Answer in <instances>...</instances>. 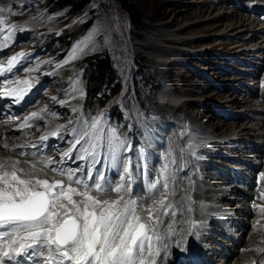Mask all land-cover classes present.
Returning a JSON list of instances; mask_svg holds the SVG:
<instances>
[{
  "label": "rangeland",
  "instance_id": "obj_1",
  "mask_svg": "<svg viewBox=\"0 0 264 264\" xmlns=\"http://www.w3.org/2000/svg\"><path fill=\"white\" fill-rule=\"evenodd\" d=\"M8 1L0 0V8H11L13 11H5L4 14L0 15V19L6 21L5 24L0 25L1 30L8 27L11 22L10 28L6 32L1 31L0 33L1 44L5 34L10 33V29H16L15 26L18 29L13 33L14 38L21 37L20 35L25 32H27V35H22L25 38L17 41L16 45L8 44V49L0 54L1 64H8L13 56H17V59H19L21 53H23L24 58L28 59V63L13 64L11 69L7 71L6 76L1 77V79L10 77L11 80H15L19 71H34L35 74L40 75L39 87L36 89L38 95L40 93V97L36 101L41 104L33 106V108L40 107L42 113L46 116L49 114L48 119L45 118L47 123L50 121L47 125L48 131L52 126L58 128L61 126L60 123H64V130L70 133L74 131V140L76 138L75 134L79 133L80 126L83 127L86 123V128L98 120L101 144L96 150L97 156H100V154L105 156L107 150L112 154L113 148L125 145L130 141L134 145L133 159L140 160L142 156L146 158L149 147H151L150 151L159 152L161 160L164 157L168 164L169 174L174 173L179 179L187 178L188 174L185 170L179 169L181 174L178 176L177 172L173 170L175 168L174 164L176 166L181 164V155L176 146L169 145L168 141V139L172 140L174 137L176 140V132L179 126H181V134L178 141L184 146L185 144L181 139L183 132V137L191 145L196 136H207L208 139H222L226 136L229 139L235 135L234 133L242 130V127L248 132L255 124H258L257 128L252 129L250 132L261 133L260 140L263 139L264 142V114H261L264 104L257 99L258 96H262V100L264 99L263 87L257 84V80L264 74V48L259 49L257 46H264V38L258 34L257 38L251 39V34L248 32H246L247 35L242 33V38H239L236 34H238L240 25L235 24L233 21L241 19L242 21L245 20L246 23H250L255 19L257 20L258 14L251 12L253 11L252 7H247L248 1L237 0L235 1L237 8H234L229 2L218 0H132L136 3L139 12L144 15L141 28L130 26L127 14L120 9L114 0H88L76 13L71 12L67 5L57 4V1L49 5H47V0ZM260 1L262 3L264 0ZM203 9L210 11L198 13L193 19L179 22L177 20L176 25L173 27L160 29L162 25L172 22L174 18L179 19L181 16H185L187 10L193 12ZM235 10L236 14L230 16L231 11ZM15 11L16 14H13ZM222 14L227 17L214 19ZM30 22L32 23L30 24ZM233 23L235 25L231 27ZM87 25L88 27L85 28ZM214 26L217 27L212 28ZM184 27L188 28L181 33L174 32ZM262 27H264V23ZM70 32L78 34V37L68 49H64V44L58 37L61 34ZM162 37L183 41V43L162 42ZM228 43H234L235 46ZM14 46L18 47V51L15 53L12 51ZM161 47L190 55L189 57L166 55L164 54L165 49ZM244 48L249 51L247 57L240 55L242 52L240 49L243 50ZM96 52L108 54L121 89L117 96L107 95L106 98H103V100H107L106 104L103 106L95 105L88 117L89 112L84 113L79 108L83 98L80 87L81 70H77L73 65L64 66L52 73H50V70L52 66L55 68L61 64L60 54H63L61 58L65 57L63 64L79 59L85 54ZM169 62L176 63L171 67H167L168 69L166 68L169 73H159L157 69L153 68L156 63L168 64ZM257 68H260L258 72H256ZM250 73H253V75ZM217 75L220 79L217 78ZM182 76L188 78L187 83H184ZM168 77L172 80H169ZM68 82L70 83L69 86H67ZM196 87L199 92L197 94L191 93L190 91ZM227 87L230 89H227ZM188 91L191 95L187 94ZM217 93L226 98L223 100L215 99ZM214 94L216 95L214 96ZM235 97L237 101L241 102L238 105L239 107L231 106V101ZM186 103L192 105H186ZM115 105L119 106L122 112V116L117 120L109 116ZM207 106L210 107L209 111L206 109ZM181 108H184V111H175L179 112L176 114H184L191 119L202 115L197 123L200 129L188 127L189 124L184 123V125L170 117L169 110ZM258 109H262V111L259 112ZM212 112L217 114L213 123L222 122L221 119L223 118L219 115L223 117L224 115L236 117L241 113L244 115L240 117L239 121L232 118L231 120L228 119L225 128H228L229 131H227V134L221 135L211 132V126L207 122L205 123ZM237 123H239L238 125L241 124L242 127L234 129ZM123 125L125 128L122 127ZM112 132H115L116 139L111 140V146H109L108 138L111 137ZM59 134L64 135L62 132ZM188 135H190V140L187 138ZM256 136H244L243 139L246 143L247 141L253 142L254 139L259 137ZM13 137L11 136V138ZM155 139L158 145H160V140H163V146L158 147ZM225 141L223 140V142ZM224 145L229 147L227 144ZM224 145L213 147L226 150V147L223 148ZM234 146L241 148L243 144L239 145L238 142L234 143ZM191 149H193V145L190 146L189 153ZM213 151L215 150L213 149ZM213 156L209 158L212 161L205 162L206 165L208 163L214 165L215 168L210 167V172L217 170V173L232 177L233 173L228 172L221 165L223 160ZM225 163L228 164L227 161ZM200 173L197 171L199 180L202 178ZM214 175L217 176L218 174ZM239 178L245 181L246 184H250L248 180ZM173 183L172 180V186L175 184ZM209 183L211 184V181ZM205 186L209 185L205 184ZM177 187L178 184L172 188L170 197L166 201L165 210L172 205L180 208L185 205V209L189 208L190 200L187 196L182 198L184 199L182 206H178L176 201L173 200V191ZM153 206L162 207L161 204L157 203H153ZM58 209L59 207L56 211H61V209ZM198 209V213L204 211V209ZM261 209L264 210V202ZM259 215L264 219V212ZM173 218L170 217L171 220ZM253 226H256V231L262 229L261 224ZM263 232V230L257 232L256 237L263 236V234H260ZM26 235L24 233V236ZM249 235L245 236L246 240L250 239ZM241 246L244 247L245 244L241 243ZM235 248L233 252L237 250ZM241 251L238 253H241ZM248 252H242L241 254H245V257L248 256L247 258L251 259L249 257L251 251ZM235 254V260L237 261L240 254L239 256L237 253ZM248 262H245V264H248Z\"/></svg>",
  "mask_w": 264,
  "mask_h": 264
},
{
  "label": "bare ground",
  "instance_id": "obj_2",
  "mask_svg": "<svg viewBox=\"0 0 264 264\" xmlns=\"http://www.w3.org/2000/svg\"><path fill=\"white\" fill-rule=\"evenodd\" d=\"M11 1L12 0H9L8 2H11ZM218 1L229 2L230 4H232V6H234V8L237 6V5H235V1H237V0H218ZM244 1H248V4H247L248 8L250 6H252L253 9L255 8V10H256V8L264 6V1H262V5H260V2H261L260 0H244ZM244 8H246V6H244ZM12 9H13V7H12ZM203 10H197V11H193V12L187 10L185 16H181L179 19L174 18L172 20V22L162 25L160 29L173 27L174 25H176L177 20L179 22L181 20H186V19H191V18L193 19L197 16L198 13L201 14V13H205V12L210 11V10H204V11ZM255 10H253V11H255ZM246 11H247V9H246ZM14 13H16V11ZM1 14H4V12L3 13L0 12V15ZM233 14H236V10L231 11L230 16H232ZM16 16H19V15H16ZM220 17L226 18L227 16L222 14V15L217 16L214 19H219ZM259 20L260 19L257 18V20L255 19L250 23L247 20L246 21L248 23H246L245 20L242 21L241 19L233 20L235 24L237 23L240 25V28L238 30V34H236V36H238L239 38H242L241 34L245 33L247 35L246 32H248L249 34H251L250 35L251 39H253L254 37L257 38L258 34H260V36H262L264 38V27H262L264 22L259 21ZM31 23L32 22H30V24ZM234 23L231 24V27H233L235 25ZM10 26H11V22L9 23L8 27L4 28L3 30L0 29V33H1V31L6 32L10 28ZM217 26H219V25H217ZM217 26H214L212 28H215ZM188 27L177 29L174 32L175 33H178V32L181 33L182 31H184V29H186ZM15 28L18 29V27H16V26H15ZM16 29H13V30L10 29V33L5 34V38L3 39L2 44L0 42V52L1 53L4 52L8 48L9 43H10L9 45H16L17 41L25 38V36H22V35H24V34L27 35V32H25L22 35H20L21 37L18 36L19 38L18 37L14 38L13 33L15 32ZM161 39H162V42H166V43L180 42V41H176L173 39H168L166 37H162ZM231 42H232V40H231ZM180 43H183V41H181ZM228 44H230V43H228ZM233 44L234 43H231L230 45L235 46ZM17 46H14V49H12L13 53L18 51ZM258 47H259V49L264 48V46H257V48ZM161 48L165 49L164 54H166V55H172V56L174 55L177 57H179V56H182V57L188 56L189 57V55H190V54L188 55V54H185L182 52H177L175 50H172V49L166 48V47H161ZM240 50L242 51L240 53V55H243L246 57H247V55H249L248 54L249 51H246L245 48L243 50L242 49H240ZM204 54H207V53H204ZM18 62H23V63L27 64L28 59L24 58V55H22V57L19 58ZM173 64H176V63L175 62H169L168 64L156 63V64H154L153 68L157 69L159 73H169V70H166V68L171 67ZM259 70H260V68H257L256 72H258ZM256 72H254V74ZM219 75H217V78L220 79ZM263 78H264V74L262 75V77L259 80L261 81V79H263ZM168 79L172 80L170 77H168ZM182 79H184V83H187L188 78L182 76ZM226 84H229V83H226ZM201 88H203V87H201ZM227 89H230V88L227 87ZM190 92L197 94L199 91H198V88L196 87V88H194V90L192 89ZM190 92L188 91L187 94L191 95ZM215 95L216 94H214V96ZM27 97H29V96H27ZM39 97H40V93H39V95H38V93L35 94V97H33V99L31 100L32 103L30 105L25 106V108H24V110L26 112H32V115H31L29 121H27V124L13 129V128L7 127L8 125L13 123V119L9 114H4V116L2 118H0V174H2L4 172L12 173L13 171H15L18 179H20V180H32V181L38 180V178H40L42 176L47 177L49 179L53 178V177H60L63 180L65 178V180H64L65 188H67L69 185L71 187H75V186H72V180H74L75 177L72 176V180H69L68 174L66 172H64V170L56 169V167H58L60 164H64L67 167H70L72 169H79V167L81 165V161H85L86 159L80 158L83 155V153H82V151L80 152V150L78 148H76V150L70 151L68 153V155H64L63 153H57L59 147L70 142V133L68 134L67 131L63 129L64 123H60V125L62 127L59 126L57 128L55 126H52V128L48 131L47 125L49 124L50 121L47 123L45 118L49 117V114H47V116L45 114L41 115V113L39 112L40 107L39 108H37V107L33 108V106H37V105L39 106V104H41L39 101H36V99L39 100ZM225 98H226L225 96L220 95L218 93H217V96L215 97V99H217V100L218 99L223 100ZM25 101H28V103L30 102L29 100H25ZM239 103H241V102L237 101V98L235 97V99L231 101V106L237 107L239 105ZM189 104L186 103V105H189ZM186 105H185V107H186ZM190 105H192V104H190ZM209 108L210 107L207 106L206 109L209 111ZM48 109L50 110V108H48ZM179 110L184 111V108L176 109V110H172V111L169 110L170 117L174 118L179 123L189 124L190 126H188V127L200 129L199 126H197V123L199 122L198 120L201 118L202 115L198 116L196 118L194 117V119H191L184 114H182V115L176 114L179 112H175V111H179ZM33 113H35L36 115L33 116ZM214 113L213 112L211 114L209 113L210 114L209 118H207L205 120V123L207 122L211 126V128L213 129V130L211 129V132H214L215 134L216 133L221 134V135L227 134V131H229V129L225 128V127H227L226 121L228 119H230V117L228 115H226V117L219 115L220 117L223 118V119H221L223 123L222 122L221 123L220 122L219 123H213L214 118L217 117L216 116L217 114H214ZM261 114L262 115L264 114V109H263V112H261ZM243 115L244 114H242V113L240 115L238 114L236 117L233 116L232 119H237L239 121L240 117ZM238 124L239 123H237L235 125L234 129H236V128L239 129L242 127L241 124L240 125H238ZM257 126H258V124H255L253 126V128H251V130L252 129L254 130L255 128H257ZM180 128H181V126H179L178 131L176 132L177 133L176 140L174 137L172 140L168 139V141H169V145H175L176 146V148L179 150L180 155L182 156V157L180 156V163L181 164H179L178 166L181 167L182 169H185L189 173H188V177L185 179L183 178L181 180L177 177L175 178V182L178 184V187L174 189L173 200L176 201L178 206H180L181 204H184V203H182L184 200L182 198L184 196H187L190 200L189 208L184 209L185 205H183V208L176 207V205L175 206L172 205L167 209V212L164 215H162L160 213L159 215L153 217L151 220H149L148 218L147 219L144 218L142 215H139L138 212H136V215H135V216H138L140 218L139 220H144L147 223V226H148L147 235L149 237H151V231H150L149 227L153 224V222H155V229H156V232L159 236H160V234L162 235V233H164V234L169 233V236L166 238H163V240H161L158 248L152 252L153 258H157L158 261H161V262H167V264H171V262H172L171 260L176 262L177 258L170 255L172 253V251H170V250L168 251L166 249V247L163 245V243L168 241V239L170 238V235H173V238H175V241L173 242L172 246L174 245V243L175 244H183V242L185 240H187V238H189V236H188L189 233L192 234L193 228H191L190 223H191V220L193 218H195L196 216H198V214H199L197 211V208L204 209L203 212L202 211H200V212L202 214H204L205 218L212 217L213 216L212 213L214 212V210L212 209V205L215 201L212 200L211 196L213 195L215 197H219V199L217 200L218 203L222 202L224 199H226L225 203L224 202L223 203L227 204L228 200L226 198V194H224L222 192L227 190V189H232V187L230 186L231 181L224 176H221V177L218 176V177H215V179L219 178L221 180L220 187L222 189H223V187H222L223 182L229 183L227 189L222 190L220 187L218 188L217 184L216 185L213 184L212 187L206 188V189H203L201 187L202 184L200 182H198V180H197V178H198L196 176L197 171L201 170V172L203 174L205 173L206 178H208L209 180L210 179L212 180L211 175H213V174L221 175V174L217 173L216 172L217 170L215 172H210V167L215 168L214 165H212L211 163H208L206 165L205 162H201L199 164L197 159H195L188 152L191 145L183 137L184 132L181 135V139H182L183 143L185 144L186 148L183 144L179 143L178 139H179L180 134H181ZM182 128H183V126H182ZM184 128H185V126H184ZM241 129L242 130L234 133L235 135L229 139H227L226 136L223 137L222 139H220L219 141H215V139L212 138L213 141L210 143V145L211 146H220V145L228 144L230 146V145L234 144L235 142L242 141L244 136L252 135L255 137V135H257L256 137H258L261 135V133H258V132H254V131L250 132L251 130L246 132L247 130L243 129V127ZM61 132L64 135L59 134ZM244 132H246V133H244ZM210 134H212V133H210ZM242 135H244V136H242ZM11 136H14V137L11 138ZM223 140L224 141L226 140V141L223 142ZM43 144L46 145V149L44 152H40L39 147ZM199 152H200V154H203L208 158L215 155V154H212V152H210L209 149H205V150L200 149ZM47 155H52V158L50 159L51 163L49 166H47V167H45L43 165L42 166H35L36 164H38V162H42L41 160H43V159L41 157H45ZM221 158L222 159H228L227 156H221ZM117 159L118 158H116V160ZM210 161H212V160H210ZM28 162H32V163L29 164ZM35 169H37V170H35ZM76 173L77 172H74L73 175H75ZM116 174H117L116 172L111 174V178H114L116 176ZM8 184H12L13 186H15V181H13L10 176H9L7 181H0V188H6L8 186ZM77 186H79V187H77L75 189H77L80 192H84L88 188V187H84V186L80 187L79 183L77 184ZM34 189H36V188H34ZM58 191H59V189L57 190V192ZM210 192H213V193H210ZM219 192H221V193H219ZM87 193L89 195L95 197L96 199L100 200V201H103V200H108L109 202L119 201V204L116 206L117 209H119L121 207V205L123 204V199H118L117 195H114V197L108 196L104 191L93 190V191L87 192ZM67 194L68 193L66 192V195ZM209 194H212V195H209ZM74 199H76V200H74ZM73 200L81 205V209H83L84 203H88L89 209L94 208L98 212H100L102 210L98 207L92 206L90 204V202L85 201L82 196H75V197H73ZM205 202H207V204H205ZM60 204L67 205V201L62 199V201L57 204V207L54 209V211L57 210V208L59 207ZM68 207L72 212L75 211L74 209H71V205H68ZM107 207H108L107 205L104 206L105 209ZM58 210H60V207ZM172 212H174V218L171 220L167 216H168V213H172ZM238 212L242 213L240 215L242 221H238V223H237L236 220L234 219L233 223H234L235 227H237L239 225L240 227H243V228L247 229L248 231L250 230V235H249L250 239L244 243L245 246L243 248L244 249H246L247 247L251 248L250 250L248 249L245 252V253H249L248 251H251V253L249 254L250 255L249 257H251V259L247 258L248 256L245 257V254L240 253V257L237 261H235V264H245V262H248V261H249L248 262V264H249L252 260H256V262L260 261V260L264 259V232L260 233V234H263V236H261V237H256V234H258L257 232H259V231L262 232V230H264L263 229L264 228V222H261L262 221L261 220L260 222L257 223V225L261 224L262 229H258L256 231V226L251 227L250 226L251 222L248 221V215L250 214V212L247 214L244 210H242V211L236 210L235 211V213H238ZM152 216H154V214ZM254 216H256V215H254ZM254 216H253V218H254ZM128 219L131 220L132 217L128 216ZM42 243H43V241H38L37 244H42ZM241 243H242V237H241L240 244ZM240 244L238 246H240ZM238 246L237 247L235 246L237 248V250H238ZM15 248L17 250L23 249V248L18 247V246ZM180 249H184V248H182V247L178 248L177 253L179 252ZM237 250H235V251L239 252ZM29 251H31V250L29 249ZM46 251H48L47 248H46ZM216 256L218 257V259L222 258V257H219L218 254H216ZM10 257H18V255H9L8 258H10ZM229 258H230V254H228V256H226L224 258V260H222V261H225L224 264H230V260H228ZM216 261H218V260H216ZM67 263H68L67 261L64 262V264H67Z\"/></svg>",
  "mask_w": 264,
  "mask_h": 264
},
{
  "label": "snow or ice",
  "instance_id": "obj_3",
  "mask_svg": "<svg viewBox=\"0 0 264 264\" xmlns=\"http://www.w3.org/2000/svg\"><path fill=\"white\" fill-rule=\"evenodd\" d=\"M5 11L11 12V8H0V12ZM5 23L4 19H0V25ZM19 55L22 56L23 53ZM16 60L17 56H13L8 61V70ZM3 71L4 69L0 68V72ZM28 83L27 80L18 82L24 85ZM4 95L18 99L23 92L12 88ZM35 115L33 113V116ZM98 124L99 121L96 120L75 134L72 149L76 150L77 145L80 146L79 150L84 153L81 159L94 156L100 147ZM108 139L111 146V140L116 139L115 132H112ZM9 176L15 181V186L8 184L6 188H0V223L18 225L16 232H27L29 235L25 239L31 241L24 245L20 240H16L13 245L24 248L32 247L38 241H46L50 252L49 260L53 261V264H64L65 261L69 264H148L144 252L148 242V255H152L151 237L147 235L146 225L138 223L140 218L134 215V209H130V204H134V201L126 203L123 210H118L116 206L119 201H100L70 185L65 188L61 182L20 180L15 171L0 174V181H7ZM68 179L72 180L71 173L68 174ZM75 182L80 183L78 180ZM95 187L98 191L101 190L100 185ZM164 187L167 188V185ZM34 188H43V191ZM115 191L120 193L121 188H116ZM74 195L82 196L92 206L102 210L89 211L88 203H84L81 209V205L73 200ZM61 199L66 200L67 205L60 204L61 211H54ZM160 204L163 206L164 201ZM68 205L75 210L74 213ZM105 205L108 206L106 209ZM129 211L133 213L131 220L128 219ZM15 250L14 246H10V251ZM3 255L8 257L9 251H5Z\"/></svg>",
  "mask_w": 264,
  "mask_h": 264
},
{
  "label": "trees",
  "instance_id": "obj_4",
  "mask_svg": "<svg viewBox=\"0 0 264 264\" xmlns=\"http://www.w3.org/2000/svg\"><path fill=\"white\" fill-rule=\"evenodd\" d=\"M67 5L69 10L73 13L79 11L88 0H47V5L50 3ZM122 11L127 14L128 22L132 28H141L143 25L144 15L139 12L136 3L132 0H114ZM85 26V28H87ZM78 34L70 32L61 34L58 39L63 42L64 49L77 39ZM73 65L77 70H81L80 87L83 93V98L80 104V109L84 112H89L95 105L103 106L107 100H103L107 95L117 96L120 92V84L116 79L115 70L112 62L105 52H96L85 54L79 59L59 67ZM141 76V75H140ZM142 77V76H141ZM140 77V78H141ZM142 79V78H141ZM70 83L68 82L67 86ZM121 111L117 105L111 109V117L119 118Z\"/></svg>",
  "mask_w": 264,
  "mask_h": 264
},
{
  "label": "water",
  "instance_id": "obj_5",
  "mask_svg": "<svg viewBox=\"0 0 264 264\" xmlns=\"http://www.w3.org/2000/svg\"><path fill=\"white\" fill-rule=\"evenodd\" d=\"M39 180H47V181H49L48 179H46V178H40ZM49 182H60V181H58V180H53V181H49ZM35 190H39V191H43V188L42 189H35ZM66 219L68 218V217H65ZM139 224H143L142 222H139Z\"/></svg>",
  "mask_w": 264,
  "mask_h": 264
}]
</instances>
